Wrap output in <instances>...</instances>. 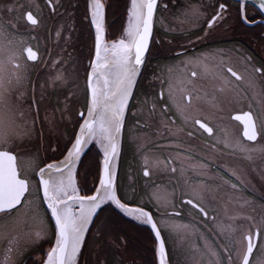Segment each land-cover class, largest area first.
Returning <instances> with one entry per match:
<instances>
[{
    "label": "snow or ice",
    "instance_id": "6c2138e0",
    "mask_svg": "<svg viewBox=\"0 0 264 264\" xmlns=\"http://www.w3.org/2000/svg\"><path fill=\"white\" fill-rule=\"evenodd\" d=\"M83 5L94 43L75 112L82 77L69 49L81 0L0 9V264L43 242L39 264H128L125 220L150 229L151 264H172L166 235L183 264H264V55L210 47L237 26L264 31V0H130L112 40L105 0ZM158 16L166 42L154 38ZM38 29L58 51L16 40ZM154 52L162 63L130 134L145 186L122 196L127 113ZM37 65L47 71L33 79ZM74 119L78 128L53 146L48 134ZM89 145L100 157L90 190L78 182Z\"/></svg>",
    "mask_w": 264,
    "mask_h": 264
},
{
    "label": "flooded vegetation",
    "instance_id": "af4514ba",
    "mask_svg": "<svg viewBox=\"0 0 264 264\" xmlns=\"http://www.w3.org/2000/svg\"><path fill=\"white\" fill-rule=\"evenodd\" d=\"M113 0H105L106 3V11L109 6L112 5ZM187 0H179L181 5L185 4ZM204 5H208L213 2V0H200ZM210 2V3H209ZM17 3L24 4L25 10H27L28 0H0V9H4L6 13V9L9 6L15 5ZM175 3V0H173ZM120 6V11L116 15L114 9H112V17L106 18L105 12V23H106V32L107 37L109 40L117 38L123 29L126 16H127V7H128V0H121V4L118 3ZM235 8V5H233ZM111 9V8H110ZM83 13H84V5L83 0H81V8L78 14V32L73 37V43L70 47V51L73 53V56L76 57L78 61H80V74L82 79L79 81V88L77 89L75 85H73V91L76 92V96L73 100V111L81 110V105L84 104V87H85V80L84 78V71L87 68L88 60L90 55L92 54L91 49L94 43V35L91 33L87 22L83 20ZM164 15H168V13H164ZM235 16V13H233ZM256 19H260L259 16ZM54 22H48V28L53 26ZM82 26V27H81ZM241 29H246L240 26H237L234 31L229 30L227 35H220L219 38L210 45V47H222V48H235L240 49L245 54L251 55L260 60L261 56L264 55V31L261 28H257L252 26L251 29L252 33L249 32V35L241 32ZM36 38L32 39L29 36L18 35L16 40L19 41L21 38L27 40L33 46L39 45L41 50L48 48L53 51H58L56 48L55 37L54 34L50 36L49 31L47 29H38L36 34ZM154 38L156 40L167 41L172 39V36L167 34L161 27H160V20L158 16L157 20V28L155 31ZM47 59V56H45ZM159 59L156 57L155 52L153 53V58H151L146 66L143 69V73L138 80V84L135 88V97L130 103V108L127 113V122L124 130V139L122 143V151L120 156V164L118 170V188L120 194L123 196L129 192L133 187H136L139 191L144 190L145 186V178L142 175V161L141 157L137 153L136 145L130 141V134L133 130V125L135 124V118L132 116V112L136 111L138 105V100H144L145 94L150 92L153 87V71L156 68V65ZM32 78L36 79L39 78L43 73L47 71L44 65H37L36 67L32 68L31 70ZM78 119V117H76ZM76 119L72 121V123H66V125H62L59 129V132H53L48 134V138L53 146L57 145V141L54 140L55 134L60 135V146H63L64 140H62L65 136L67 138L76 128L78 125L76 124ZM233 124H237V122L233 121ZM206 135V134H205ZM54 155H59V153H55ZM155 179H159V177H155ZM94 181L91 182V186H93ZM91 189V188H90ZM89 189V190H90ZM136 235L138 237V241L135 239H131L130 235ZM125 235L128 238V246L130 244L131 247L137 248L139 250V255L137 258L129 256V250H127L123 255L125 259L128 261V264H132L134 261L135 264H151L153 260V252L151 246L152 236L150 235V229L146 227L139 226L134 223H130L125 220ZM165 238L168 241V249L172 259V264H183V258L177 252V248L179 247L178 242L174 241V238L168 237L167 235ZM4 244H0V256L3 254V247ZM49 246L48 242H43L40 245L32 248L30 251H27L23 256L18 258V264H39V259L44 255L45 250ZM128 249V247H127ZM256 255H259L257 253ZM137 259V261H136ZM111 261V257H110Z\"/></svg>",
    "mask_w": 264,
    "mask_h": 264
},
{
    "label": "rangeland",
    "instance_id": "374dc122",
    "mask_svg": "<svg viewBox=\"0 0 264 264\" xmlns=\"http://www.w3.org/2000/svg\"><path fill=\"white\" fill-rule=\"evenodd\" d=\"M118 3L121 4V0H113L112 2L113 6L112 7L109 6V8L106 11V18L110 19L112 17V14H113L112 9H114V11L116 12V15L118 14V12L120 11V6H121V5L119 6ZM241 32L245 33L246 35H249V32L252 33V30L251 29H241ZM59 139H60L59 133L55 134L54 140L58 141ZM64 139H66V136L62 140ZM84 160H85V165L79 169L78 182L81 184L82 187H86L87 189H90V188L92 189L93 186H91V182L95 181V178H96L95 175L97 173L98 164L95 165V163H97V153H95L94 150H89ZM94 171H96V173H94ZM130 238L138 241V237L136 235H133V236L130 235ZM48 247L45 250L44 254L48 250ZM133 247H137V246H133ZM133 247H131L129 244L128 249H127L129 250V256L137 258L139 255V250Z\"/></svg>",
    "mask_w": 264,
    "mask_h": 264
},
{
    "label": "water",
    "instance_id": "95a60500",
    "mask_svg": "<svg viewBox=\"0 0 264 264\" xmlns=\"http://www.w3.org/2000/svg\"><path fill=\"white\" fill-rule=\"evenodd\" d=\"M91 146H93V145H89V146H88V150H89V148H90ZM88 150H87V152H88ZM119 158H120V157H119ZM99 160H100V159H99ZM118 166H119V164H118ZM134 223H135V222H134Z\"/></svg>",
    "mask_w": 264,
    "mask_h": 264
},
{
    "label": "trees",
    "instance_id": "16d2710c",
    "mask_svg": "<svg viewBox=\"0 0 264 264\" xmlns=\"http://www.w3.org/2000/svg\"><path fill=\"white\" fill-rule=\"evenodd\" d=\"M98 164V158H97V163H95V165H97ZM94 173H96V171H94Z\"/></svg>",
    "mask_w": 264,
    "mask_h": 264
}]
</instances>
